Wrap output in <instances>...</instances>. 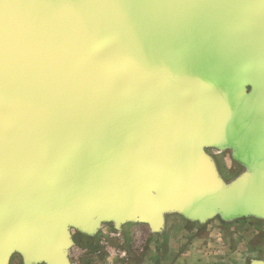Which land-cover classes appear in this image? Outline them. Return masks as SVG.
Here are the masks:
<instances>
[{
  "label": "water",
  "instance_id": "1",
  "mask_svg": "<svg viewBox=\"0 0 264 264\" xmlns=\"http://www.w3.org/2000/svg\"><path fill=\"white\" fill-rule=\"evenodd\" d=\"M242 129L264 153V0H0V264H67L64 222L93 225L92 202L152 229L211 214L199 148ZM241 193L264 216V178Z\"/></svg>",
  "mask_w": 264,
  "mask_h": 264
},
{
  "label": "rangeland",
  "instance_id": "2",
  "mask_svg": "<svg viewBox=\"0 0 264 264\" xmlns=\"http://www.w3.org/2000/svg\"><path fill=\"white\" fill-rule=\"evenodd\" d=\"M247 91L250 93L251 87ZM227 138L199 148L205 167L212 172L220 190L211 214L193 218L182 209L170 206L160 214V225L155 229L134 216L118 222L100 219L96 223L93 220V225L80 224L71 218L64 222L68 238L63 250L66 263L146 264L148 257L144 254L151 252L150 255H156L151 256L150 263L156 264L163 249L172 241L168 236L174 230H180L191 234L183 240L195 241L196 237L202 236L206 239L211 259L207 264H264V216L231 206V197L241 195L264 178V153L256 158L247 157L245 150L239 149L236 139L234 143ZM218 234L223 237L219 238ZM5 264L46 263L15 250Z\"/></svg>",
  "mask_w": 264,
  "mask_h": 264
},
{
  "label": "crops",
  "instance_id": "3",
  "mask_svg": "<svg viewBox=\"0 0 264 264\" xmlns=\"http://www.w3.org/2000/svg\"><path fill=\"white\" fill-rule=\"evenodd\" d=\"M191 237V234L187 231L174 230L171 235L168 237L172 239V241L168 242V247L163 249L164 252H161L162 255L158 258V262L156 264H207L211 259L210 255L207 253L209 251V247L207 245L206 239L203 237L197 238V240L191 239L183 240L184 237ZM216 237V236H215ZM219 238H222L223 235H219ZM194 238V237H192ZM172 246L171 249L169 248ZM166 246V245H164ZM151 252H147L145 257H148V263H150V258L152 255L149 254Z\"/></svg>",
  "mask_w": 264,
  "mask_h": 264
},
{
  "label": "bare ground",
  "instance_id": "4",
  "mask_svg": "<svg viewBox=\"0 0 264 264\" xmlns=\"http://www.w3.org/2000/svg\"><path fill=\"white\" fill-rule=\"evenodd\" d=\"M249 72V70L247 71V73ZM246 73V74H247ZM218 88H219V86H218ZM259 91V90H258ZM257 113V112H256ZM261 113V112H260ZM258 114V113H257ZM166 128V126L163 124L162 125V131H161V134H162V136L164 137V140H166V142L168 143V145L169 146H171V144H172V139L174 138V136L176 137V135H175V133H174V130H175V127L172 125V124H168V128L170 129H168V130H166L165 129ZM249 130H251V128L249 129ZM244 132V133H243ZM247 131H245V129H242V132H237V131H235V130H232V131H230V132H228V138H227V140H231L232 142H234L235 143V141H234V139H236V143H237V145H238V147H239V149H241L243 146V142H241V141H243V140H241V141H239L238 140V137H241V134H242V137H243V135H244V137L243 138H245L247 135H249L248 133H246ZM241 133V134H240ZM182 134H180L179 133V136H181ZM182 137V136H181ZM181 137H179V139H180V141L182 142V138ZM237 137V138H236ZM196 141H198L199 140V137L198 136H195V138H194ZM174 143V142H173ZM204 146L206 147V146H209V143H204ZM261 150L263 151L264 150V148H261ZM95 204L96 203H88V205H89V207H87V214H89L90 216H91V219H92V221L93 220H95V221H98V220H100V219H104V218H106V217H103V216H101L100 215V207L99 206H95ZM178 208L179 209H182L183 210V208L181 207V206H178ZM184 211V210H183ZM69 217H75V216H73V214H71ZM106 219H108V218H106ZM71 220V219H70ZM73 221H77V220H73ZM101 221V220H100ZM78 222V221H77ZM80 224H85L84 223V221H80ZM27 248H30V246L29 245H27L26 246Z\"/></svg>",
  "mask_w": 264,
  "mask_h": 264
}]
</instances>
